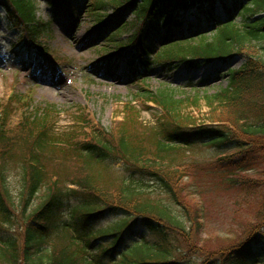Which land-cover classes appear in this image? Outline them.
I'll list each match as a JSON object with an SVG mask.
<instances>
[{"label":"trees","instance_id":"obj_1","mask_svg":"<svg viewBox=\"0 0 264 264\" xmlns=\"http://www.w3.org/2000/svg\"><path fill=\"white\" fill-rule=\"evenodd\" d=\"M46 1L56 6L58 0ZM222 1L226 20L215 14L217 0H88L85 10L97 26L105 25L110 8L134 11L135 23L117 31L132 28L131 37L117 42L110 35L107 45L135 54L147 50L145 26L181 30L180 17L192 10L206 14L189 25H205L206 34L168 36L163 50L142 61L193 71L247 58L215 95L178 99L174 91L153 92L144 73L110 130L83 107L73 108L69 125L60 128L66 111L35 100L34 91L0 100V264H184L180 245L198 243L220 246L201 264H264V0ZM40 5L0 0V17L3 10L19 44L45 55L44 40L53 31L39 17ZM150 105L157 110L155 125L142 122ZM203 106L209 110L203 120L190 112ZM203 142L238 152L207 167L184 168L185 152ZM115 162L128 174L115 175ZM16 168L21 183L15 196L10 177ZM205 174L216 180L206 183ZM149 183L167 193V202L151 197ZM226 191L234 207L225 219L229 232L214 237L204 221L209 196Z\"/></svg>","mask_w":264,"mask_h":264},{"label":"rangeland","instance_id":"obj_2","mask_svg":"<svg viewBox=\"0 0 264 264\" xmlns=\"http://www.w3.org/2000/svg\"><path fill=\"white\" fill-rule=\"evenodd\" d=\"M45 3L47 2H41L39 17L49 22L53 31L52 37L44 40L51 46L50 50L53 52L47 54V58L20 45L12 31L9 33L6 29L8 28L7 20H3L5 13H2L0 17V100L5 101L12 92L28 91L29 94L34 91L35 100L56 104L64 112L66 111L61 115L60 128H66L69 125L73 108L83 107L95 121L100 122L102 127L110 130L116 122L122 120L120 110L123 102L133 99L141 86L138 78L144 73L149 75L146 84L153 92L174 91L178 99L197 95L204 97L215 95L227 88L229 71L239 69L247 60L244 56L236 57L226 65L215 63L194 71L181 66L174 69H162L159 64L149 66L142 63V60L149 55L156 56L160 50L164 49L163 42L168 36L183 39L184 37L198 38L199 35L206 34L205 25L199 29H189V25L197 24L199 18H207V15L198 11L180 19L185 24L181 30L175 29L168 32L165 26H160L157 31H154L150 25L145 26L143 35L147 50L134 55L132 49L119 51L118 46L107 45V38L110 35H115L117 42H126L131 37L132 28L123 32L117 31L125 24L135 23L134 11L126 8H110L105 15L108 28L104 26L98 28L95 21L84 15L85 4L80 3L79 0L71 6L65 4L60 9L49 8ZM222 3V0H217L215 14L226 20L228 14L223 11ZM64 12L67 14L65 15ZM235 17L238 21L242 20L240 15L235 14ZM122 21L124 22L120 27L116 28ZM15 52L18 57L13 56ZM259 52L263 57L264 44L259 47ZM131 57H134L138 61V66L141 67L136 73L131 66ZM150 106L151 110L142 113V122L146 125H155L157 110ZM190 112L196 118L203 120L209 110L203 106L200 112L193 108ZM224 149L211 148L204 142L195 144L185 152L183 167L191 168L194 165L207 167L219 158L238 152L231 148ZM112 167L116 170H113L115 175L128 174L125 166L120 162H115ZM20 174L19 169L16 168L10 177L15 196L18 194L21 183ZM215 180H212L211 175L205 174L206 183L210 184ZM149 184L153 188V190L150 189L153 192L150 193L151 197L167 202V193L160 191L156 184ZM174 208L180 214L178 206ZM207 208L211 213L207 217L204 216V221L208 229L215 230L214 237L228 235V220L225 219L234 208L230 193L226 191L211 194ZM205 233H209L207 229ZM206 234H203V238ZM180 246L187 253L184 264H201L208 252L218 250L220 247L204 249L199 243V248H192V245L189 248L185 245Z\"/></svg>","mask_w":264,"mask_h":264}]
</instances>
